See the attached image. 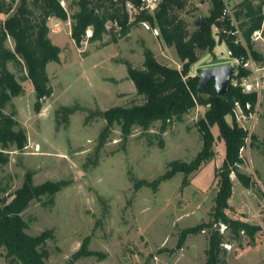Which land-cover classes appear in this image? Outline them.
Segmentation results:
<instances>
[{
    "label": "rangeland",
    "instance_id": "obj_1",
    "mask_svg": "<svg viewBox=\"0 0 264 264\" xmlns=\"http://www.w3.org/2000/svg\"><path fill=\"white\" fill-rule=\"evenodd\" d=\"M186 1L181 14L194 29L196 20L210 15L212 4ZM241 1L225 3L232 8ZM69 20L72 26L70 16L65 21ZM106 27L101 37L86 39L82 35L80 40L69 33V25L59 32L50 29L52 41L61 49L59 60L47 65L53 93L43 98L38 111L33 82L23 80V92L5 108L7 113L14 112L26 129L28 144L22 151H11L9 163L0 165V178L10 194L28 173L35 184L69 182L56 194L54 203L45 196L32 201L23 212L30 234L53 230L47 243L48 264L71 260L74 264H204L209 229L188 234L181 248L178 243L184 230L212 218L225 142L215 125V155L209 162L187 176L177 172L157 182L172 169V161L190 162L201 150L203 141L196 123L206 106L197 105L181 120L173 119L164 132L160 131V121L149 131L135 127L127 140L116 125L100 145L99 136L106 125L101 110L145 101L136 91L126 62L142 68L145 47H150L162 63L182 68L176 49L166 46L160 35L155 36L141 23L133 24L126 35L116 19L107 20ZM8 46H14L12 39ZM252 46L260 59L247 44L246 55L263 67L254 118L242 120L249 137L241 149L243 161L238 163L239 170L250 177V185L245 186L235 172L231 173L234 186L227 212L259 229L253 238L242 234L241 239L224 244L226 264H264V37L252 38ZM229 50L225 42L219 43L214 54L205 53L193 65L190 75L200 76L209 66L226 63ZM9 66L19 78L26 74L21 66L12 62ZM63 106L72 107L74 112L67 113ZM228 121L232 122L231 116ZM221 230L228 234L224 225ZM88 237V249L93 252L79 254ZM0 264H10L2 253Z\"/></svg>",
    "mask_w": 264,
    "mask_h": 264
},
{
    "label": "trees",
    "instance_id": "obj_2",
    "mask_svg": "<svg viewBox=\"0 0 264 264\" xmlns=\"http://www.w3.org/2000/svg\"><path fill=\"white\" fill-rule=\"evenodd\" d=\"M61 1L0 0V165L9 163L12 150L22 151L28 144L27 131L15 118L14 112H5L7 105L23 92L22 81L30 79L33 82L37 96L35 107L38 111L43 98L53 93L47 65L59 60L61 49L49 35L51 18L67 20L70 16L73 19L72 35L75 40H80L90 25L94 26V37H101L107 30L106 22L109 19L119 21L123 35L128 34L133 24L147 20L159 28L163 43L176 49L182 68L162 63L150 47H145L142 68L126 62L136 91L144 96L145 101L101 110L99 114L106 120V125L99 136V144L105 143L116 125L120 127L123 139L127 140L135 127L149 131L154 123L160 121V131L164 132L173 119L181 120L197 105L206 106L204 115L196 123L203 141L201 150L190 162L172 161L169 164L172 169L156 182L172 177L177 172H184L187 176L209 162L215 155L212 128L218 126L220 137L226 145V155L217 174L219 189L211 212L212 218L184 230L178 247L183 246L188 234L209 229V246L204 264H226L223 259L224 244L241 239L242 234L253 238L259 229L248 221L231 217L227 212L234 186L231 173L235 172L245 186L250 185V177L238 168V163L243 161L241 149L247 144L249 131L237 121L233 112L234 101L249 100L254 106L256 92L244 93L241 87L229 85L226 94L220 96L215 92L213 82L203 91H198L200 76L190 75L193 65L205 53L214 54L221 42H225L235 56L247 54L246 45L236 44L232 34L222 32L224 28H232L230 17L223 15L225 0H205L212 4L210 15L203 19L202 24H198L199 19L196 20L194 29H190L189 22L181 14L186 8V0H161L156 11H142L133 21L129 20L126 3L132 1L138 5L141 0H65L66 7ZM263 10L264 0L258 3L243 0L232 7L233 16L237 22L240 21L239 27L246 44L258 60L259 55L252 49V35L262 25ZM2 15L6 17L2 19ZM9 39L13 40V47L8 46ZM11 62L25 69L26 74L22 78L10 69ZM239 71L240 75L248 73L242 67ZM62 109L67 113L74 112L69 106H63ZM228 116L232 117L231 123ZM68 184L67 180H47L35 184L31 173H28L23 184L10 194L8 185L0 178V253L4 254L10 264H48L50 251L47 243L53 238V230L30 234L27 231L29 223L23 212L32 201L45 196L49 197V202L54 203L56 194ZM223 225L228 234L221 230ZM88 245L89 237L83 242L79 254L82 251L91 254L93 251L88 249ZM66 264H74V261Z\"/></svg>",
    "mask_w": 264,
    "mask_h": 264
},
{
    "label": "built area",
    "instance_id": "obj_3",
    "mask_svg": "<svg viewBox=\"0 0 264 264\" xmlns=\"http://www.w3.org/2000/svg\"><path fill=\"white\" fill-rule=\"evenodd\" d=\"M161 0H141L140 4H135L132 1H128L126 3V9L128 12L129 20L133 21L136 19V17L142 12L146 11L149 13H153L156 11L160 5ZM61 4L66 7L65 0L61 1ZM224 16L230 17V24L232 28L222 29V32L227 34H232L234 36V42L236 44H242L246 45L243 36V32L241 28L238 26L237 21L232 13V8L226 5L225 9L223 10ZM144 27L150 31L155 36L160 35V30L157 26H153L149 21L144 20L141 22ZM64 25H69V33L72 34V26L71 21H65L58 17H53L49 21V27L53 32H59L63 29ZM86 39H90L94 36V30L91 26H88L85 30V33L83 35ZM264 37V10H263V21L260 29L256 30L252 38H263ZM230 59L227 62H231L235 66L234 73L230 79V85H233L234 87H241L242 91L244 93H252L256 92L258 90V87H260V76L259 71L262 69L263 66L258 64L256 59H254L253 56L250 54L248 55H241V56H235L233 54L232 50L228 51ZM245 68L248 70V73L245 75H240L239 68ZM233 112L237 119V121L246 128V126L243 124L242 120H248L250 118H254V108L251 101L247 100L246 102L241 101L240 99H235L234 106H233ZM244 148V147H243ZM242 148V149H243ZM260 184L263 182L259 180ZM262 188L264 189V185L262 184Z\"/></svg>",
    "mask_w": 264,
    "mask_h": 264
},
{
    "label": "water",
    "instance_id": "obj_4",
    "mask_svg": "<svg viewBox=\"0 0 264 264\" xmlns=\"http://www.w3.org/2000/svg\"><path fill=\"white\" fill-rule=\"evenodd\" d=\"M202 22L203 19L200 18L198 24ZM234 70L235 66L231 62L212 65L202 70L197 86L198 91H203L210 82H213L215 92L220 96L225 95Z\"/></svg>",
    "mask_w": 264,
    "mask_h": 264
}]
</instances>
